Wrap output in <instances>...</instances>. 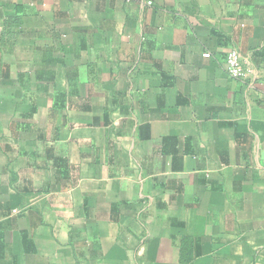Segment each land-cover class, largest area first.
Returning a JSON list of instances; mask_svg holds the SVG:
<instances>
[{
  "label": "crops",
  "instance_id": "crops-1",
  "mask_svg": "<svg viewBox=\"0 0 264 264\" xmlns=\"http://www.w3.org/2000/svg\"><path fill=\"white\" fill-rule=\"evenodd\" d=\"M182 261L264 264V0H0V264Z\"/></svg>",
  "mask_w": 264,
  "mask_h": 264
},
{
  "label": "built area",
  "instance_id": "built-area-1",
  "mask_svg": "<svg viewBox=\"0 0 264 264\" xmlns=\"http://www.w3.org/2000/svg\"><path fill=\"white\" fill-rule=\"evenodd\" d=\"M152 5V2H149ZM206 57H210L209 54H206ZM227 73L234 80H241L247 75V68L244 64V61L236 50H232L227 58L226 62Z\"/></svg>",
  "mask_w": 264,
  "mask_h": 264
},
{
  "label": "trees",
  "instance_id": "trees-1",
  "mask_svg": "<svg viewBox=\"0 0 264 264\" xmlns=\"http://www.w3.org/2000/svg\"><path fill=\"white\" fill-rule=\"evenodd\" d=\"M183 250H184V251L186 250L185 246L183 247ZM185 261H186V259H185ZM185 261H182V263H183V264H190L189 262H185Z\"/></svg>",
  "mask_w": 264,
  "mask_h": 264
}]
</instances>
